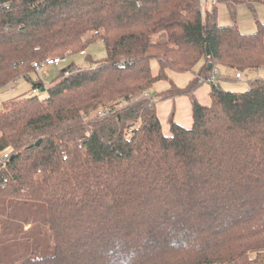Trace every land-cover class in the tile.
<instances>
[{
    "label": "trees",
    "instance_id": "1",
    "mask_svg": "<svg viewBox=\"0 0 264 264\" xmlns=\"http://www.w3.org/2000/svg\"><path fill=\"white\" fill-rule=\"evenodd\" d=\"M219 1L232 16L264 4ZM207 5L0 0V90L30 85L0 107V264H264V202L207 200L227 162L264 181V78L241 93L211 81L264 69V23L245 34ZM97 40L106 58L93 68L68 65L46 87L32 68ZM167 71L197 77L150 96ZM209 81L203 106L194 92ZM173 96L190 99L192 125L170 114L165 134L156 104Z\"/></svg>",
    "mask_w": 264,
    "mask_h": 264
},
{
    "label": "rangeland",
    "instance_id": "2",
    "mask_svg": "<svg viewBox=\"0 0 264 264\" xmlns=\"http://www.w3.org/2000/svg\"><path fill=\"white\" fill-rule=\"evenodd\" d=\"M218 2V0H217ZM212 5L208 4L207 9H210ZM264 23V4L256 3L254 4L253 10H251L247 5L240 4L235 9V15L232 16L228 10V7L223 2H218L217 4V22L220 26H228L231 24H236L241 32L245 34H251L256 29V21ZM154 41L165 40V33L159 32L153 37ZM85 52L87 55L80 56L75 54L68 56L64 59L63 63L57 66H51L50 68L43 69L40 73H37L38 76H42L41 80L43 84L48 86L57 76L61 69L67 67L68 65H75L81 69L93 68L98 63L102 62L106 58V52L103 46V43L100 40H97L90 44ZM234 74V73H233ZM264 78V71L258 72L253 77V73L247 71L242 74V78L238 80H233L234 88L227 91L241 93L247 90L248 82L254 78ZM34 79V75L31 76ZM19 85L25 84L22 78L18 80ZM29 85V83H28ZM25 84L26 91L30 90V87ZM242 86V87H241ZM6 89L4 90V92ZM3 98L5 95L2 96ZM2 102V100H1ZM245 163H248L246 158L242 159ZM222 168L220 167L219 171ZM252 169H246L245 164H237L232 161L225 163V172L223 174V180L226 187L223 188H210L208 192L217 193L216 195L207 196V200L212 203L222 202V201H231L232 199H237L243 195L252 197L256 203L264 202V181L254 176L252 174ZM47 236V230L42 229V237L45 239ZM49 242L45 239V244L47 246Z\"/></svg>",
    "mask_w": 264,
    "mask_h": 264
},
{
    "label": "crops",
    "instance_id": "3",
    "mask_svg": "<svg viewBox=\"0 0 264 264\" xmlns=\"http://www.w3.org/2000/svg\"><path fill=\"white\" fill-rule=\"evenodd\" d=\"M218 3V2H217ZM217 5V4H216ZM87 55V54H86ZM62 63H60L61 65ZM52 65V66H57ZM51 66H49L50 68ZM151 71L152 74L155 76L158 72V64L156 61L151 62ZM264 71V69H259L255 71H249L256 75L258 72ZM197 71H194V73H175L172 71H167V77L168 81H158L156 82L152 89L150 90L149 95L153 97H157L160 94H163L170 90L171 85H174L176 88L183 89L189 85V83L197 77L196 74ZM234 73V74H233ZM237 72L233 70H227V69H220L219 75L215 76V81L213 82L215 85H218L220 88L224 90H230V89H238L234 88L233 80ZM241 75L244 73H240ZM34 75V78H36V75ZM42 76L39 75V78L41 79ZM258 77V76H257ZM260 78V77H259ZM229 79V80H228ZM241 79V78H240ZM25 81V80H24ZM27 82V81H25ZM209 82H201V84L198 86V88L194 92V96L196 98V101L203 105V106H209L210 101V92H211V85ZM28 85V83H25ZM25 84H20L18 81L15 83V85L9 86L7 89L4 88L0 90V107H1V100H6L8 98L12 97H19L22 96V94H25L27 92L25 88ZM30 87V85H28ZM242 87V86H241ZM6 91L4 92V90ZM5 95L3 98L2 96ZM156 112L162 127V131L167 134L169 131V125H168V119L170 114L173 116V121L184 127V128H190L192 125V110H191V102L190 99L187 96H173L169 97L165 100H160L156 104Z\"/></svg>",
    "mask_w": 264,
    "mask_h": 264
},
{
    "label": "built area",
    "instance_id": "4",
    "mask_svg": "<svg viewBox=\"0 0 264 264\" xmlns=\"http://www.w3.org/2000/svg\"><path fill=\"white\" fill-rule=\"evenodd\" d=\"M201 6H205L207 4H210L212 6H215L217 4V0H200ZM80 56H85L86 52H80L79 53ZM66 58V57H65ZM65 58H53V59H47L46 61H44L41 64L38 63H33L32 64V68L36 73H40L43 69L48 68L49 66L52 65H56V64H60L63 63ZM69 76V73L65 74V77ZM236 78L240 79L242 78V75L240 73H236ZM212 82L215 81L214 77H212L211 79ZM37 89L33 90V93H36ZM8 159V154L4 153L1 157H0V166H2L6 160Z\"/></svg>",
    "mask_w": 264,
    "mask_h": 264
},
{
    "label": "water",
    "instance_id": "5",
    "mask_svg": "<svg viewBox=\"0 0 264 264\" xmlns=\"http://www.w3.org/2000/svg\"><path fill=\"white\" fill-rule=\"evenodd\" d=\"M36 144H39V141Z\"/></svg>",
    "mask_w": 264,
    "mask_h": 264
}]
</instances>
